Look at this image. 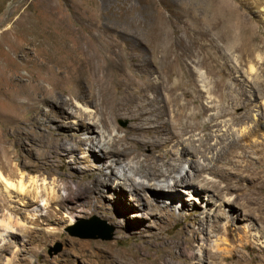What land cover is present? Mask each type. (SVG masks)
I'll list each match as a JSON object with an SVG mask.
<instances>
[{
    "label": "rangeland",
    "instance_id": "1",
    "mask_svg": "<svg viewBox=\"0 0 264 264\" xmlns=\"http://www.w3.org/2000/svg\"><path fill=\"white\" fill-rule=\"evenodd\" d=\"M241 49L249 52V62L241 57ZM245 76L257 81L262 77L259 86L264 91V0H0V133L11 152L18 154L21 167H26L22 170L37 177L39 187L45 181L63 197L70 191L64 208L47 201L35 206V223L26 220L36 229L33 237L20 233L15 243L0 241V264H197L200 235L195 233L194 221L205 214L195 211L187 195L183 200L189 203L188 210L181 211L182 205L170 208L175 218L151 215L147 204L138 213L128 206L116 213V203L108 196L87 198L83 185L95 174L90 167L81 168L87 157L109 172L112 158L95 146L98 152L88 151L85 145L75 155L79 165L69 169L73 154L67 155L65 146L75 141L64 135L65 146L57 151L53 144L56 133H78L77 117L82 113H91L90 120H97L103 97L135 102L136 98L120 97L117 91L148 86L179 88L180 104L188 105L183 121L198 125L195 132L207 148L215 143L214 131L201 91L204 86L219 89L225 98H212L228 110L227 118L247 121L254 96L235 97L239 89H248ZM29 83L48 93H34L49 99L46 104L39 102L37 109L27 108L26 95L20 93ZM183 89L189 97L183 96ZM165 101L161 95V103ZM198 112L202 114L191 116ZM57 120L72 121L73 129L56 127ZM19 121H27L25 130L18 131ZM114 122L120 136L131 118L118 115ZM85 134L80 130L81 137ZM21 137L33 140L32 153L17 142ZM237 151L220 163L232 191L239 183L264 195V138ZM239 154L240 166L234 163ZM43 157L49 160L37 163ZM253 192L246 191L242 202L255 197ZM96 198L101 200L98 206ZM94 221L107 226L111 237L104 239L97 232L80 236L83 226ZM242 223L219 218V228L207 241L210 251L204 252L209 258L205 264H223L229 260L221 261L220 255L230 252L244 256L242 264L248 263L250 255L253 261L264 259V247L253 235L235 230L228 239L222 232L225 224L235 229ZM42 233L46 237L38 238ZM243 244H250L254 253ZM114 251L121 253V259Z\"/></svg>",
    "mask_w": 264,
    "mask_h": 264
},
{
    "label": "bare ground",
    "instance_id": "2",
    "mask_svg": "<svg viewBox=\"0 0 264 264\" xmlns=\"http://www.w3.org/2000/svg\"><path fill=\"white\" fill-rule=\"evenodd\" d=\"M220 36L222 37V35ZM240 51L243 60L249 62L247 59L249 52L242 51V49ZM250 77L245 76L243 80L248 89H239L235 96L240 98L254 96V110L248 116L247 121L228 119V110L224 106L218 105L212 98L217 95L221 100L225 98L226 94L217 88L204 86L201 94L206 97L207 102L203 109L211 113L215 141L207 148L201 135L195 132L198 125L183 121V117L187 116L188 105L187 103L180 104L176 94L179 88L161 89L159 87L153 89L148 86L117 91L120 97L136 98L135 102L110 101L103 97L101 110L99 109L102 112L97 120H90L91 113H82L77 117L78 133H56V142L53 146L56 151L65 146L61 140L66 136L75 141V143L65 146L67 155L73 154V159L69 162V169L77 168L80 161L75 155L77 151L84 149L85 145L88 146V151H100L104 156L112 158L113 168L109 172H104L101 167L95 166L92 159L87 157L86 164L81 168L90 167L92 174H95L88 184L83 185L84 192L88 195L87 198L89 199V194H96V197L101 198L108 196L113 203H116V213L125 211V206L134 208L138 213L143 211L142 205L147 204L148 212L151 215L161 217L162 214L169 218H175L170 208H178L182 205L181 211L188 210L189 203L183 200V195H187L188 199L192 200L191 204L195 211L201 210L199 212L205 214L196 213L199 215L194 221L198 225L195 233L200 235L197 247V264L209 262V258L204 254V252L210 251L207 241L210 239L211 233L216 230L214 228H219L218 220L223 216L230 223L241 220L244 224L243 226L237 225L238 227L235 229H232L230 224H225L222 232L228 239L233 236V231L236 230L238 234L242 232V235H253L254 239L264 247V195H259L257 192H253L252 188H245L239 183L232 191L228 176L220 168V163L223 160L228 161L229 155L238 153V147L241 148L245 144L253 146V143L264 138V91L259 86L262 77L258 81ZM37 92L48 95L45 89L30 83L29 87L22 88L20 91L26 95L27 103L30 105L27 108H36L39 102L46 104L49 101L47 96L36 97L38 96ZM151 92L155 96L150 97ZM34 93L37 94L34 95ZM182 94L184 97H189L186 89H183ZM161 95L166 98L164 103H161ZM53 101L61 107V101L58 99ZM248 105L249 103H246V106ZM67 112L75 116L73 111L67 110ZM59 114V112H55V116L59 117ZM200 114L202 112L192 113L191 116ZM118 115H127L131 118L129 127L120 136L117 135L119 128L114 122ZM26 122H18L20 123L18 131L26 129L27 125L24 124ZM71 122L57 120L56 127L71 130L73 129V126L69 125ZM82 129L86 131L84 137L80 136ZM3 137L5 136L0 133V151H2L0 158V211L2 212L0 215V241L7 239L6 243L11 244L15 243L14 238L20 233L32 237L35 235L36 229L27 226L26 220L35 223L32 217L36 215L35 206L39 202H53L64 208L70 191L66 189L68 194L63 197L58 195L52 187H48V183L46 184L45 181L39 187L37 177L22 170L26 167H21V159L18 158V154L14 155L11 152ZM17 142L32 153L35 144L33 140L27 141L21 137L17 139ZM118 145H121V148ZM174 147L177 149L173 150ZM203 147L209 150V155L205 153ZM93 157L94 160L97 159L95 153ZM241 157L242 155L239 154L238 159L234 160L238 166H240ZM36 160L37 163H41L42 160L47 161L49 158L43 157ZM5 167L7 170L4 169ZM246 191L253 192L255 197H246L242 202L243 194ZM203 195L205 202H203ZM99 201L101 202L97 199V206ZM72 210L73 207L70 211L72 212ZM203 235L205 236L203 237ZM43 237H46L44 233L38 238ZM242 247L251 250L253 248L250 244H243ZM217 251H219V247H217ZM227 251L230 252V250ZM259 251L263 253V248ZM251 253L254 251L252 250ZM120 254L114 251L116 259H121L122 255ZM220 259L221 261L229 260L223 264H242L244 256H236L234 252H230L229 255H220ZM262 263H264V259L253 261V257L250 255L247 264Z\"/></svg>",
    "mask_w": 264,
    "mask_h": 264
},
{
    "label": "water",
    "instance_id": "3",
    "mask_svg": "<svg viewBox=\"0 0 264 264\" xmlns=\"http://www.w3.org/2000/svg\"><path fill=\"white\" fill-rule=\"evenodd\" d=\"M99 221H94L91 222L90 224H86L83 226V231L81 232L82 234H80L81 236H89L91 235V233H95L97 232L99 234L100 237L106 239V238H110L111 237V232H109V229L107 228V226L105 225H101L98 223ZM105 229L108 230V232L106 231V233H103V231H105ZM84 236V237H85ZM93 236V235H92ZM58 248H54V251L56 252Z\"/></svg>",
    "mask_w": 264,
    "mask_h": 264
}]
</instances>
